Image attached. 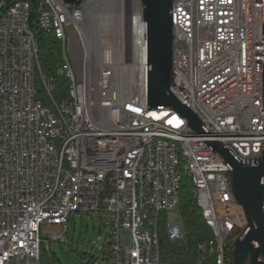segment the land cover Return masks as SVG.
Instances as JSON below:
<instances>
[{"label": "built area", "instance_id": "obj_1", "mask_svg": "<svg viewBox=\"0 0 264 264\" xmlns=\"http://www.w3.org/2000/svg\"><path fill=\"white\" fill-rule=\"evenodd\" d=\"M105 3L114 8L99 17L109 20V28L95 56L84 28L89 12L100 13ZM30 10L19 5L0 15V264H41L46 242H66L68 218L99 213L112 221V253L105 264H163L162 215L167 239L186 243L178 155L174 143H165L164 130L188 139L207 218L223 242L220 264H229V248L243 236L246 215L234 199L229 167L187 120L170 108L148 110L143 57L135 48V36L146 24L141 0H84L81 7L51 0L46 5L43 17L61 30L66 46V65L56 77L65 79V70H72L67 81L76 85V94L57 101L65 126L52 123L49 107L37 99V81L45 86L48 103L57 79L33 74L39 50L31 29L19 27V17ZM260 10L263 0L173 3L174 48L180 50L174 64L176 97L219 143L249 160L260 159L263 149ZM49 15H57L58 23H49ZM27 52L36 53V62H27ZM149 131L159 132L155 148H161L153 167H145V154L153 153L144 149ZM66 133H73L72 148L66 163L56 165ZM44 151H51V159H44ZM170 214L176 219L168 222ZM140 219H147L146 230L135 229ZM213 249L214 244L201 242L198 264H205Z\"/></svg>", "mask_w": 264, "mask_h": 264}, {"label": "water", "instance_id": "obj_2", "mask_svg": "<svg viewBox=\"0 0 264 264\" xmlns=\"http://www.w3.org/2000/svg\"><path fill=\"white\" fill-rule=\"evenodd\" d=\"M175 0H141L142 16L147 24V100L148 110L170 108L185 118L190 127L230 169L235 201L243 208L247 228L233 242L232 264H264V135L260 159H242L230 147L223 146L204 127L199 118L172 93L174 78L173 3ZM81 7L84 0H64ZM264 62V0H263ZM264 98V75H263Z\"/></svg>", "mask_w": 264, "mask_h": 264}, {"label": "bare ground", "instance_id": "obj_3", "mask_svg": "<svg viewBox=\"0 0 264 264\" xmlns=\"http://www.w3.org/2000/svg\"><path fill=\"white\" fill-rule=\"evenodd\" d=\"M43 5L39 12L38 22L40 27L48 34L54 35V37L61 41V30L56 28L53 24H47V20L43 17V13L46 11V5H49V1L51 0H42ZM22 5V7H30V4L26 1H15L12 5L2 14L7 15L10 11L16 10V7ZM91 11V10H90ZM98 11V10H97ZM97 13L89 12L86 27L88 25V30L84 28V32L86 34L87 43L90 51L95 56L97 55L98 49V41L99 36L97 34L100 23H104L105 29L106 26L109 28V20L107 18H99ZM29 17L30 15H21L19 17V27L22 30H29ZM49 23H58L57 15H49ZM101 26V25H100ZM258 28L263 29V10L259 11L258 14ZM32 39L35 41V47L37 46V42L32 34ZM261 41H263V32H261ZM135 48L138 50V56L143 57L141 60V74L144 77H147V24H143L141 36H135ZM64 49V58L66 65V46H63ZM177 58H180V50L174 48V64L177 63ZM262 60H263V50H262ZM27 62H36V53L35 52H27ZM62 67L58 71H62ZM175 73V66L173 74ZM33 74L35 76H43L39 63H33ZM264 75V64H259V79H263ZM65 79L72 80V70H65ZM43 94L45 95V86H42ZM172 93L175 96H178V84H175V78H173V87ZM68 93L76 94V85L73 84V81H68ZM38 95V90H37ZM48 105H52L53 108L49 107L50 111V120L52 123H56L58 126H65V117L62 116L61 105H58L57 101L54 97L48 98ZM264 106V99H263ZM164 139L165 143H174L176 145L178 161H177V171L178 175L182 176L186 175L190 181H192L193 186L195 187V196L198 199V206L202 212V217L207 224L208 227L211 228L214 234V240L208 242L210 244H214V249L211 251V256L214 257L215 264H220V258L223 256V242L220 239V234L216 231V227L213 226V223L210 222L209 218H207V205L206 201L200 197V191H202V182L196 174L195 170L190 167V150L188 148V139L183 138V135L180 133H174L173 130H164ZM159 140V132L149 131L146 137H144V149H153V153L145 154V167H153L154 157L153 155H161V148H155L156 142ZM73 144V133H66L65 138L60 140V154H57L56 165H63L66 163V156H69V151H71ZM44 159H51V151H44ZM229 175L230 169H229ZM264 207V201H263ZM264 213V212H263ZM71 218H68V227ZM135 229L137 230H146L147 229V219H140V221L135 222ZM233 250V249H232ZM232 252V251H231Z\"/></svg>", "mask_w": 264, "mask_h": 264}, {"label": "trees", "instance_id": "obj_4", "mask_svg": "<svg viewBox=\"0 0 264 264\" xmlns=\"http://www.w3.org/2000/svg\"><path fill=\"white\" fill-rule=\"evenodd\" d=\"M15 1L21 0H0V15H2ZM30 4L29 27L37 42L39 50V66L43 76L47 78L55 77L57 89L54 98L59 103L68 99V81L64 78H57L58 70L65 64L64 49L62 43L54 35L46 33L39 25L38 17L43 5L42 0H23ZM36 88L38 96L43 95L40 80L37 81ZM44 105L47 103L44 101ZM180 188V215L186 230V243H171L166 236V216L162 215L159 223L161 237V259L163 264H198V245L201 242H211L214 234L203 219L202 212L198 206V199L195 196V187L192 181L186 176H181ZM108 196V192L104 195ZM229 248V264H232L231 251ZM112 253L111 240H106L101 254L102 260L108 262ZM87 256V255H86ZM85 259V256H84ZM41 264H62L51 245L42 246ZM205 264H215L214 257L209 256Z\"/></svg>", "mask_w": 264, "mask_h": 264}, {"label": "rangeland", "instance_id": "obj_5", "mask_svg": "<svg viewBox=\"0 0 264 264\" xmlns=\"http://www.w3.org/2000/svg\"><path fill=\"white\" fill-rule=\"evenodd\" d=\"M112 8L114 6L105 3L101 8V12H98L96 15L100 17L103 11H105L104 15H106ZM116 10L118 11V8ZM100 25L97 34L99 40L105 41V25L104 23H100ZM37 99L47 103L44 94ZM47 106H51V109L53 108L48 103ZM175 219L176 215L170 214L168 222ZM53 231L55 229L51 230V232ZM111 232L112 221L105 215L100 213L95 216L76 214L69 222V231L65 233L66 242L50 241L46 242V246L51 245L52 250L55 251L62 264H105L102 260L103 255L101 254V250L106 240L110 239ZM43 234L45 239L49 238V235Z\"/></svg>", "mask_w": 264, "mask_h": 264}, {"label": "flooded vegetation", "instance_id": "obj_6", "mask_svg": "<svg viewBox=\"0 0 264 264\" xmlns=\"http://www.w3.org/2000/svg\"><path fill=\"white\" fill-rule=\"evenodd\" d=\"M229 263H230V261H229Z\"/></svg>", "mask_w": 264, "mask_h": 264}]
</instances>
